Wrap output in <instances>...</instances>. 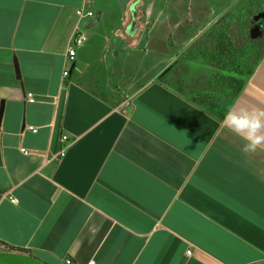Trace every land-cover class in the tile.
<instances>
[{
  "label": "crops",
  "instance_id": "1",
  "mask_svg": "<svg viewBox=\"0 0 264 264\" xmlns=\"http://www.w3.org/2000/svg\"><path fill=\"white\" fill-rule=\"evenodd\" d=\"M141 6L0 0V258L264 264V150L245 154L206 108L143 83ZM220 105L264 108V53Z\"/></svg>",
  "mask_w": 264,
  "mask_h": 264
},
{
  "label": "rangeland",
  "instance_id": "2",
  "mask_svg": "<svg viewBox=\"0 0 264 264\" xmlns=\"http://www.w3.org/2000/svg\"><path fill=\"white\" fill-rule=\"evenodd\" d=\"M119 1L126 3L131 0ZM203 1L216 10L206 12L205 15L200 9ZM142 2L144 6L139 8V37L143 43L135 64L139 65V75L143 77V83L157 80L181 92L189 100H195L198 95H210L209 103L223 109L220 103L227 98L218 99L214 96L216 92L214 78L221 74L229 75L230 72L223 71L220 64H210L190 53L199 41L211 43L209 35L215 32L218 26L230 24L233 28L239 16L249 22L254 14L264 11V0L250 6L246 5L247 2L250 4L247 0H237L235 3L233 0H142ZM228 7L230 9H224ZM110 13V17L114 18V12ZM205 23L212 25L205 27ZM262 50L259 48L258 53ZM251 64L253 66L254 62ZM203 108L210 111L209 106ZM24 262L21 259L11 261L0 258V264Z\"/></svg>",
  "mask_w": 264,
  "mask_h": 264
},
{
  "label": "trees",
  "instance_id": "3",
  "mask_svg": "<svg viewBox=\"0 0 264 264\" xmlns=\"http://www.w3.org/2000/svg\"><path fill=\"white\" fill-rule=\"evenodd\" d=\"M249 22L239 16L233 28L230 24L218 26L215 32L209 35L212 41L209 43L210 46L207 42L199 41L190 53L192 56L203 58L210 64H220L223 71L230 72L229 75L221 74L214 78L216 88L214 96L218 99L237 98L246 85L245 78L252 75L254 66L263 56L264 11L254 14ZM259 48L263 49L260 53H258ZM209 98H211L210 95H198L196 101L190 100L203 107L209 106L210 114L219 121H223L226 111L219 106L211 105Z\"/></svg>",
  "mask_w": 264,
  "mask_h": 264
},
{
  "label": "clouds",
  "instance_id": "4",
  "mask_svg": "<svg viewBox=\"0 0 264 264\" xmlns=\"http://www.w3.org/2000/svg\"><path fill=\"white\" fill-rule=\"evenodd\" d=\"M222 123L245 142L241 149L245 154L264 150V108L229 107Z\"/></svg>",
  "mask_w": 264,
  "mask_h": 264
},
{
  "label": "built area",
  "instance_id": "5",
  "mask_svg": "<svg viewBox=\"0 0 264 264\" xmlns=\"http://www.w3.org/2000/svg\"><path fill=\"white\" fill-rule=\"evenodd\" d=\"M77 16H78L79 18L82 19V18H87V17H93L94 14H93V12L85 11V9H80V10L77 11ZM84 41H85V38H84L83 36H79L78 38H75V44H76V46H80V45H82ZM75 54H76L75 49H74V48H70V50H69V54H68V56H69V61H70V62L74 61V59H75ZM69 74H70L69 69H66V70L64 71V73H63V76L66 78V77L69 76ZM29 100H30L31 102L34 101V99H33V95H31V94L29 95ZM29 129H30L31 131H33V132H37V130L34 129L33 127H30ZM68 141H69L68 136H64V137H63V142L66 144V143H68ZM22 151H23L24 154H29V152H28L27 150H25V149H23ZM64 154H65V148H64L63 151L61 152V156H64ZM11 202H12V203H16V199L11 198ZM188 255H191V251L188 252ZM66 264H73V262H72L71 260H67V261H66ZM89 264H95V263H94V262H91V263H89Z\"/></svg>",
  "mask_w": 264,
  "mask_h": 264
},
{
  "label": "water",
  "instance_id": "6",
  "mask_svg": "<svg viewBox=\"0 0 264 264\" xmlns=\"http://www.w3.org/2000/svg\"><path fill=\"white\" fill-rule=\"evenodd\" d=\"M16 73H18V75H19V70H18V67H17V65H16Z\"/></svg>",
  "mask_w": 264,
  "mask_h": 264
}]
</instances>
